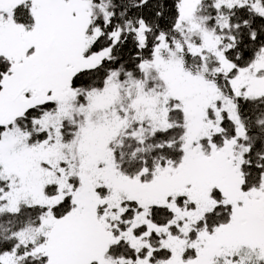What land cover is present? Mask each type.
<instances>
[{
    "label": "snow or ice",
    "instance_id": "snow-or-ice-1",
    "mask_svg": "<svg viewBox=\"0 0 264 264\" xmlns=\"http://www.w3.org/2000/svg\"><path fill=\"white\" fill-rule=\"evenodd\" d=\"M0 264H264V0H0Z\"/></svg>",
    "mask_w": 264,
    "mask_h": 264
}]
</instances>
